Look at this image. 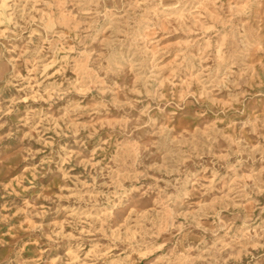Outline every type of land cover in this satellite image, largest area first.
I'll use <instances>...</instances> for the list:
<instances>
[{"label": "rangeland", "instance_id": "rangeland-1", "mask_svg": "<svg viewBox=\"0 0 264 264\" xmlns=\"http://www.w3.org/2000/svg\"><path fill=\"white\" fill-rule=\"evenodd\" d=\"M0 264H264V0H0Z\"/></svg>", "mask_w": 264, "mask_h": 264}]
</instances>
